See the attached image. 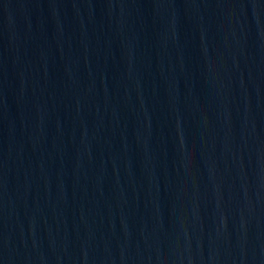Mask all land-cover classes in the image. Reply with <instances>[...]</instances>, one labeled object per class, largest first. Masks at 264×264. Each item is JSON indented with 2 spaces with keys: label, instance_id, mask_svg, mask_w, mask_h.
<instances>
[{
  "label": "water",
  "instance_id": "water-1",
  "mask_svg": "<svg viewBox=\"0 0 264 264\" xmlns=\"http://www.w3.org/2000/svg\"><path fill=\"white\" fill-rule=\"evenodd\" d=\"M0 264H264V0H0Z\"/></svg>",
  "mask_w": 264,
  "mask_h": 264
}]
</instances>
